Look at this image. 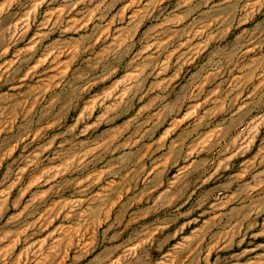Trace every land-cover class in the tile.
I'll return each mask as SVG.
<instances>
[{"label": "rangeland", "instance_id": "374dc122", "mask_svg": "<svg viewBox=\"0 0 264 264\" xmlns=\"http://www.w3.org/2000/svg\"><path fill=\"white\" fill-rule=\"evenodd\" d=\"M0 264H264V0H0Z\"/></svg>", "mask_w": 264, "mask_h": 264}]
</instances>
